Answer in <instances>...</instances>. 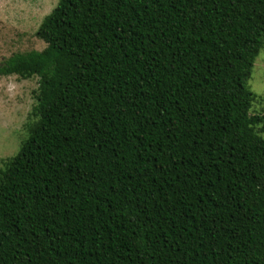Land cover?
Wrapping results in <instances>:
<instances>
[{
	"label": "trees",
	"instance_id": "obj_1",
	"mask_svg": "<svg viewBox=\"0 0 264 264\" xmlns=\"http://www.w3.org/2000/svg\"><path fill=\"white\" fill-rule=\"evenodd\" d=\"M0 169V264H264V0H58Z\"/></svg>",
	"mask_w": 264,
	"mask_h": 264
},
{
	"label": "rangeland",
	"instance_id": "obj_2",
	"mask_svg": "<svg viewBox=\"0 0 264 264\" xmlns=\"http://www.w3.org/2000/svg\"><path fill=\"white\" fill-rule=\"evenodd\" d=\"M57 1L0 0V63L14 52L44 48L35 31ZM37 85L36 76L0 75V169L27 135ZM246 86L256 94L250 113H264V47L254 59Z\"/></svg>",
	"mask_w": 264,
	"mask_h": 264
}]
</instances>
